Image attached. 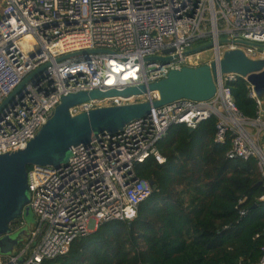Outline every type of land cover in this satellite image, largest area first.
Returning <instances> with one entry per match:
<instances>
[{
    "label": "built area",
    "instance_id": "1",
    "mask_svg": "<svg viewBox=\"0 0 264 264\" xmlns=\"http://www.w3.org/2000/svg\"><path fill=\"white\" fill-rule=\"evenodd\" d=\"M202 41L212 43L204 49L212 61H203L204 50L188 53ZM251 43L264 44V0H0V154L25 148L64 96L148 86L171 70L219 63L229 50L264 61V47ZM152 56L171 59H147ZM238 78L256 102L254 117L235 103L230 82ZM215 80L217 92L209 100H174L119 131L72 146L59 166L31 165L27 206L37 221L28 226L22 216L10 224L9 233L27 229L29 235L12 253L0 252V264H45L103 222L136 218L153 190L136 175L135 165L150 156L165 162L157 143L176 124L195 129L215 116V142L230 139L228 158H256L264 187V97L249 74L218 71ZM157 98L158 91L106 96L69 111L75 116ZM253 264H264V246Z\"/></svg>",
    "mask_w": 264,
    "mask_h": 264
},
{
    "label": "trees",
    "instance_id": "2",
    "mask_svg": "<svg viewBox=\"0 0 264 264\" xmlns=\"http://www.w3.org/2000/svg\"><path fill=\"white\" fill-rule=\"evenodd\" d=\"M239 110L256 116L243 78L230 82ZM217 118L170 127L155 156L135 165L157 189L131 221L103 222L45 264H253L264 246V187L256 158L231 159L215 142ZM31 166H28V171ZM259 234V236H257Z\"/></svg>",
    "mask_w": 264,
    "mask_h": 264
},
{
    "label": "water",
    "instance_id": "3",
    "mask_svg": "<svg viewBox=\"0 0 264 264\" xmlns=\"http://www.w3.org/2000/svg\"><path fill=\"white\" fill-rule=\"evenodd\" d=\"M238 44H249L244 40L221 39ZM264 47V44H254ZM212 46L207 42L191 49L198 52ZM68 55L61 57V59ZM148 60L169 61L170 57L152 56ZM221 73L249 74V80L255 85L259 95L264 93V61L250 59L242 50H229L219 63L203 64L196 67L185 66L180 70H171L160 81L147 85L128 87L124 90L80 91L64 96L53 115L30 140L25 148L0 154V252L10 254L28 238V230L13 235L10 224L19 217L28 215L30 200L28 190V166L33 164L59 166L66 162L72 146L88 144L93 135L105 131L113 133L121 130L132 120L147 116L153 108L181 98L209 100L217 92L216 76ZM33 73L30 74L32 76ZM29 76V77H30ZM26 78L19 88L27 81ZM147 91H158L159 98L124 105L106 106L72 116L70 107L89 99L106 96H130ZM152 190L157 189L155 180H148ZM261 184V182H259Z\"/></svg>",
    "mask_w": 264,
    "mask_h": 264
},
{
    "label": "rangeland",
    "instance_id": "4",
    "mask_svg": "<svg viewBox=\"0 0 264 264\" xmlns=\"http://www.w3.org/2000/svg\"><path fill=\"white\" fill-rule=\"evenodd\" d=\"M206 43H207V41L198 42V43H196V44H194V45L192 46V49H193V48H196V47H198V46H201V45H203V44H206ZM204 51H205V50H204ZM202 58H203V61H204V62L212 61V59H213V54H212V52H211L210 50H206L205 52H203V54H202ZM24 219L26 220L28 226H32V225H34V224L36 223V221H37V216L34 214L33 211H30V213H29L28 215H25V216H24ZM16 234H17V233H14L13 235H16Z\"/></svg>",
    "mask_w": 264,
    "mask_h": 264
},
{
    "label": "crops",
    "instance_id": "5",
    "mask_svg": "<svg viewBox=\"0 0 264 264\" xmlns=\"http://www.w3.org/2000/svg\"><path fill=\"white\" fill-rule=\"evenodd\" d=\"M251 82V81H250ZM252 83V82H251ZM253 84V83H252ZM256 88V87H255ZM261 97H264V93H262L261 95H260Z\"/></svg>",
    "mask_w": 264,
    "mask_h": 264
}]
</instances>
